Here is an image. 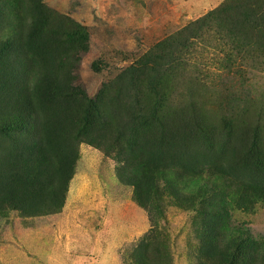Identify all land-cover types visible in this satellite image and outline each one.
I'll list each match as a JSON object with an SVG mask.
<instances>
[{
  "label": "rangeland",
  "instance_id": "1",
  "mask_svg": "<svg viewBox=\"0 0 264 264\" xmlns=\"http://www.w3.org/2000/svg\"><path fill=\"white\" fill-rule=\"evenodd\" d=\"M40 2L37 25L0 18V33L57 39L54 72L83 99L74 125L94 118L58 211L0 208V264H208L207 236L244 237L264 264L247 238L264 241V0ZM18 41L16 64L31 62ZM143 134L165 157L144 168L147 208L118 177L145 160Z\"/></svg>",
  "mask_w": 264,
  "mask_h": 264
},
{
  "label": "trees",
  "instance_id": "2",
  "mask_svg": "<svg viewBox=\"0 0 264 264\" xmlns=\"http://www.w3.org/2000/svg\"><path fill=\"white\" fill-rule=\"evenodd\" d=\"M40 8V0H0V18H5L13 28H29L32 23L27 26L24 24L31 17V22L37 25L41 16ZM27 36L21 42L14 35L0 33V138L10 137L14 142L13 147L4 146L0 154V208L5 204L14 205L26 214H34L58 211L63 206L79 158L77 145L83 140L89 128L88 122L94 117H91L89 106L83 110L85 125L79 128L74 125L73 119L82 109L83 99L76 96L78 89L75 86H68L54 72V52L51 47L57 39H52L40 27ZM16 39L31 62H23L19 57L17 61L20 63L16 64V51L12 49ZM34 97L42 104L35 103ZM142 137L139 150L145 154V160L136 167H129L127 173L124 170V174L119 165L117 168L120 180L134 186L136 201L147 208L154 192L151 187L153 181L144 178V168L147 166L159 171L165 157L160 142L151 145L148 136L143 134ZM96 144V147H102ZM193 174L186 173L185 188L194 181ZM198 177L195 183L200 182L201 175ZM200 188L207 189L206 185ZM247 238L253 246L248 251L259 250V253H264V241L256 246L252 238ZM213 239L207 236L200 248L212 262L208 264H255L247 259V253H243L246 248L244 237L237 242L234 237L232 241L226 237Z\"/></svg>",
  "mask_w": 264,
  "mask_h": 264
},
{
  "label": "bare ground",
  "instance_id": "3",
  "mask_svg": "<svg viewBox=\"0 0 264 264\" xmlns=\"http://www.w3.org/2000/svg\"><path fill=\"white\" fill-rule=\"evenodd\" d=\"M244 220V219H243ZM253 229V228H252Z\"/></svg>",
  "mask_w": 264,
  "mask_h": 264
}]
</instances>
